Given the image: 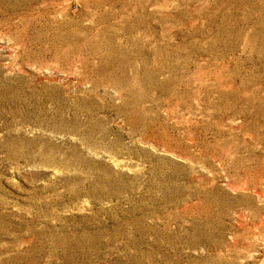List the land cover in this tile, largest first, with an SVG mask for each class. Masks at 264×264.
<instances>
[{
	"label": "rangeland",
	"instance_id": "rangeland-1",
	"mask_svg": "<svg viewBox=\"0 0 264 264\" xmlns=\"http://www.w3.org/2000/svg\"><path fill=\"white\" fill-rule=\"evenodd\" d=\"M0 264H264V0H0Z\"/></svg>",
	"mask_w": 264,
	"mask_h": 264
}]
</instances>
